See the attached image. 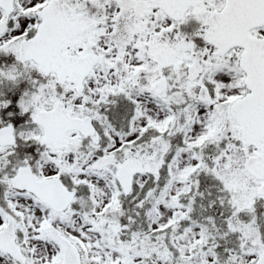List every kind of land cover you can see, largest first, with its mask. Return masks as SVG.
Wrapping results in <instances>:
<instances>
[{"label": "snow or ice", "instance_id": "6c2138e0", "mask_svg": "<svg viewBox=\"0 0 264 264\" xmlns=\"http://www.w3.org/2000/svg\"><path fill=\"white\" fill-rule=\"evenodd\" d=\"M0 264H264V0H0Z\"/></svg>", "mask_w": 264, "mask_h": 264}]
</instances>
